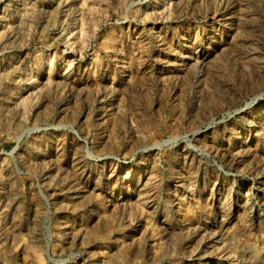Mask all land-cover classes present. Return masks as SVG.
Listing matches in <instances>:
<instances>
[{"label": "rangeland", "instance_id": "1", "mask_svg": "<svg viewBox=\"0 0 264 264\" xmlns=\"http://www.w3.org/2000/svg\"><path fill=\"white\" fill-rule=\"evenodd\" d=\"M0 264H264V0H0Z\"/></svg>", "mask_w": 264, "mask_h": 264}]
</instances>
